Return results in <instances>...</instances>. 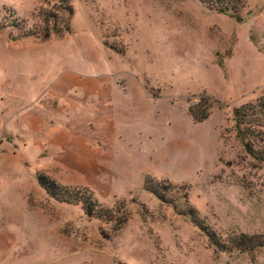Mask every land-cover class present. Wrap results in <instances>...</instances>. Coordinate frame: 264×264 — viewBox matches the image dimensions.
Here are the masks:
<instances>
[{
    "label": "rangeland",
    "instance_id": "obj_1",
    "mask_svg": "<svg viewBox=\"0 0 264 264\" xmlns=\"http://www.w3.org/2000/svg\"><path fill=\"white\" fill-rule=\"evenodd\" d=\"M213 2L0 0V264H264V0Z\"/></svg>",
    "mask_w": 264,
    "mask_h": 264
},
{
    "label": "crops",
    "instance_id": "obj_2",
    "mask_svg": "<svg viewBox=\"0 0 264 264\" xmlns=\"http://www.w3.org/2000/svg\"><path fill=\"white\" fill-rule=\"evenodd\" d=\"M71 78H67V81H70ZM71 81H74V78H72ZM99 88L103 91V96H101V101L104 99V97L109 94H105V86L103 83L99 85ZM92 91L94 90L93 88H90ZM105 94V95H104ZM93 96L94 93H92ZM107 98L109 99L108 96H106V101ZM86 106L80 105L79 107H73L74 110H79V114H70L68 112H64L62 110H53L51 112L47 111H33L32 113H29L27 116L24 117L23 122L28 125V129L32 131H52L55 130V132L59 133V137H65L67 142L66 144H69L73 147L75 145V148H77V151L80 149V153L82 154V151L85 153L87 148V145L90 146V144H93L95 141L98 139H101L102 141L110 140L111 136L113 134V130L111 128V123L106 121V120H98L97 125L95 126V129L93 128V132H91V129L89 130V125L87 122H84L83 120V111ZM102 110H105L102 107H99ZM80 111L82 113L80 114ZM54 115L62 116L67 118L69 121L68 127L63 126L62 129L60 127L56 128L52 126V119ZM96 115V114H95ZM99 116V115H98ZM81 123V124H80ZM80 125V127H79ZM89 127V128H88ZM54 128V129H53ZM66 128V129H65ZM76 128V129H75ZM76 151V152H77ZM95 152V151H94ZM85 154H90V153H85Z\"/></svg>",
    "mask_w": 264,
    "mask_h": 264
},
{
    "label": "trees",
    "instance_id": "obj_3",
    "mask_svg": "<svg viewBox=\"0 0 264 264\" xmlns=\"http://www.w3.org/2000/svg\"><path fill=\"white\" fill-rule=\"evenodd\" d=\"M223 2H224V0H214V2L212 3L214 5H217V6H215V8L217 9L218 13H220V14H229L230 13V15L233 18H239V16L235 12V8L232 7L231 0H228V3L227 2L223 3ZM225 3H227V5ZM238 4H241V0H238ZM201 107H203V106H200V104H197L195 106V108L191 107V109H190L191 116L194 118L195 121H197L199 123L206 121L210 115V113L208 112L210 107H205V106L203 108H201ZM241 110H239L236 113L235 118H236L237 131L240 134V137L243 139L244 138L243 132H241L239 130L241 123H240V121H238L240 118L239 113ZM164 189L167 190L166 187H164ZM155 192H157V191L155 190ZM63 198H65V197L63 196ZM78 200L80 201L81 199H78ZM70 202L71 201H68V203H70ZM187 214L190 217V219L194 222L195 226L199 227L212 241H214L216 239L214 237V234L206 231L203 228V226H202L203 224L201 223V221L197 217L196 212L194 210H190ZM231 243L233 245V248L240 250L242 252H249V251L252 252L256 249L264 248V239L262 237H259V236H243L242 238H236V239L232 240ZM212 244L216 247H218L220 245L219 243H216V242H212ZM221 250L226 251V250H224V248H221Z\"/></svg>",
    "mask_w": 264,
    "mask_h": 264
}]
</instances>
